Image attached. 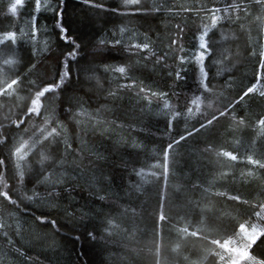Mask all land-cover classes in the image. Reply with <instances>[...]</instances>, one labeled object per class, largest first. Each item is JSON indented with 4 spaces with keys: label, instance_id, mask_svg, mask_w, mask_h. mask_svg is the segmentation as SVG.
I'll list each match as a JSON object with an SVG mask.
<instances>
[{
    "label": "trees",
    "instance_id": "trees-1",
    "mask_svg": "<svg viewBox=\"0 0 264 264\" xmlns=\"http://www.w3.org/2000/svg\"><path fill=\"white\" fill-rule=\"evenodd\" d=\"M41 1L0 3V264H264V0Z\"/></svg>",
    "mask_w": 264,
    "mask_h": 264
},
{
    "label": "rangeland",
    "instance_id": "rangeland-1",
    "mask_svg": "<svg viewBox=\"0 0 264 264\" xmlns=\"http://www.w3.org/2000/svg\"><path fill=\"white\" fill-rule=\"evenodd\" d=\"M7 1L8 0H0V3L3 4L4 2L6 3ZM38 3H39V6H38L39 10H41L42 7L44 8L49 7V4L46 0H42L41 2H38ZM20 6L13 7V0H11V2L9 3V5H7V7L3 6L2 18L14 19V17L18 15L17 10ZM4 7H5V10H4ZM38 34L39 32H36V38L39 37ZM12 46L13 44L11 42L9 44H8V41L6 43L0 42V97H1L3 90L5 89L8 90L9 93L14 92L15 84L11 79L13 78L14 74L17 72L18 67L21 66L20 57L18 56L19 61L16 60V55L13 52H11ZM199 56L201 55L199 54ZM21 58L23 59L22 55H21ZM256 87H258V85ZM1 101L2 100L0 99V103Z\"/></svg>",
    "mask_w": 264,
    "mask_h": 264
},
{
    "label": "water",
    "instance_id": "water-1",
    "mask_svg": "<svg viewBox=\"0 0 264 264\" xmlns=\"http://www.w3.org/2000/svg\"><path fill=\"white\" fill-rule=\"evenodd\" d=\"M23 4V0H13V7L20 6Z\"/></svg>",
    "mask_w": 264,
    "mask_h": 264
}]
</instances>
